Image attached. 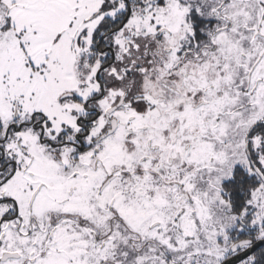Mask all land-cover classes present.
I'll return each instance as SVG.
<instances>
[{
    "label": "snow or ice",
    "instance_id": "snow-or-ice-1",
    "mask_svg": "<svg viewBox=\"0 0 264 264\" xmlns=\"http://www.w3.org/2000/svg\"><path fill=\"white\" fill-rule=\"evenodd\" d=\"M0 264H264V0H0Z\"/></svg>",
    "mask_w": 264,
    "mask_h": 264
}]
</instances>
